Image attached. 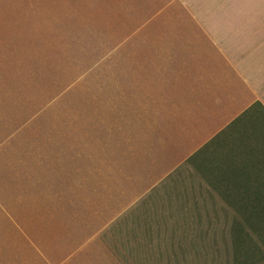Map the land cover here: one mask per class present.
<instances>
[{"label":"rangeland","instance_id":"1","mask_svg":"<svg viewBox=\"0 0 264 264\" xmlns=\"http://www.w3.org/2000/svg\"><path fill=\"white\" fill-rule=\"evenodd\" d=\"M88 12L94 25L64 19L42 50L32 44L31 69L45 72L15 76L14 104L0 106V161L36 165L26 180L16 170V196L29 182L24 196L46 207L41 228L88 245L73 257L106 259V245L199 232L179 195L197 205L199 180L215 182L218 141L231 143L243 115L264 114V0H106ZM20 242L0 245V264H40Z\"/></svg>","mask_w":264,"mask_h":264},{"label":"crops","instance_id":"2","mask_svg":"<svg viewBox=\"0 0 264 264\" xmlns=\"http://www.w3.org/2000/svg\"><path fill=\"white\" fill-rule=\"evenodd\" d=\"M96 8L106 9V0H0V106L14 104L16 75L23 80L26 74L45 72L31 69L34 63L30 51L32 44L39 45L40 50L44 48L47 27H55L56 32L64 19L69 20V26L94 25V21H89L94 13L88 11ZM241 118L246 120L238 121L241 129L230 131L231 143L219 146L218 141L215 146V182L206 185L199 180L197 194L193 195L199 203L191 206V195L185 192L179 195L182 212L192 209L198 212V233H184L182 241H167L164 245L153 239L145 245H106V259L73 257L76 250H85L88 245H63L71 237L56 227L41 228L45 205L24 196L34 192L30 183L24 181L29 179L32 169L26 166L36 165L7 160L0 161V245H16L19 238L20 244L28 245L35 255L30 257L31 261L40 264H94L95 260L99 264H264V114L257 117L245 114ZM251 122L261 124L253 126ZM220 165L224 166L222 170L228 166L229 172L218 173L217 177ZM23 169L26 172L22 181L29 185L22 184V195L16 196L20 189L16 188L15 174ZM38 182L43 183L44 179L38 178ZM40 190L47 193L45 187ZM151 197V202L159 201V195ZM170 201L167 197L166 205L161 206L169 210ZM212 217L213 233L205 228ZM25 218L37 222L38 229L29 231ZM48 242L59 245H47ZM50 246L58 253L55 259L51 258Z\"/></svg>","mask_w":264,"mask_h":264}]
</instances>
